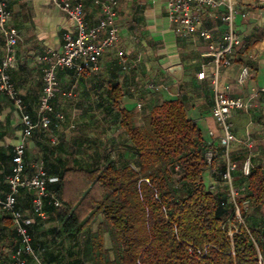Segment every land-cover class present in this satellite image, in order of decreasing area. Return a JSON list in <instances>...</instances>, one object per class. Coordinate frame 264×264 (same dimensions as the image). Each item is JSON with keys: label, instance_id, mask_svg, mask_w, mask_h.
<instances>
[{"label": "crops", "instance_id": "0c3cea01", "mask_svg": "<svg viewBox=\"0 0 264 264\" xmlns=\"http://www.w3.org/2000/svg\"><path fill=\"white\" fill-rule=\"evenodd\" d=\"M7 1L12 12L10 24L19 34L15 62L9 69L10 79L22 98L25 110L34 122H39L42 65L37 57L45 49L59 51L63 34L72 31V23L49 0ZM70 1L82 3L87 26L97 23L100 13L92 1ZM166 1L118 0L117 48L103 54L96 70L89 69L83 74L74 69L57 70L58 86L52 103L55 110L63 114V120H54V125L48 129L38 125L32 131L24 153L29 174H33L41 164L51 171L48 175L50 181H55L52 171L62 167L85 168L88 164L95 166L105 161H113L117 165L132 160L130 142L120 125L119 111L135 112L137 123H140L141 117L160 101L181 100L186 115L199 126L206 141H209V131H213L216 137L219 135L211 115L215 61L209 44L219 47L226 27L221 21L225 8L200 10L201 21L196 32L184 36L177 31L178 23L169 16ZM236 4L240 11L247 13L245 19L234 18V27L242 43L233 54L232 64L219 68L220 83L229 97L243 100L254 97L251 98V107L237 110L232 115L236 141L231 144V157L240 163L244 155L240 141L249 138L253 143L251 157L264 168V65H261L259 56L264 34L254 39L250 31L262 20L264 0H236ZM205 30L211 34L209 40L202 37ZM118 50H123L132 62L126 70L117 61ZM3 54V37L0 35V63ZM241 65L250 68V76L243 85L236 82ZM20 136L18 112L12 102L0 93L1 197L5 194L11 156ZM212 147L217 153L213 168L222 169L224 164L216 138ZM203 178L207 185L219 186L211 168L204 172ZM236 178L237 173L234 175ZM18 202V210L29 220L27 226L32 228L35 225L33 235L41 255L45 253L50 257L72 249L73 243L67 237L58 238L51 232V228L57 226L55 218L48 219L47 213L45 218L35 216L31 203L25 201L22 193L18 194ZM11 248L6 246L3 252L9 256ZM80 257L84 264H90L89 254ZM26 260L28 264H35L29 257ZM1 264L13 263L7 259Z\"/></svg>", "mask_w": 264, "mask_h": 264}, {"label": "trees", "instance_id": "16d2710c", "mask_svg": "<svg viewBox=\"0 0 264 264\" xmlns=\"http://www.w3.org/2000/svg\"><path fill=\"white\" fill-rule=\"evenodd\" d=\"M119 112L133 159L52 171L56 178L47 182L43 210L57 222L54 236L73 244L65 254L40 253L42 260L84 264V236L90 264H264V168L251 157L247 177L236 172L235 180L233 174L239 219L220 178L224 166L213 173L219 186L204 181L209 145L181 100L157 102L140 123L135 112ZM19 193L32 207L34 192L20 189L16 209ZM51 196L58 207L48 203ZM1 217L0 258L11 260L3 249L16 248L17 236L10 215ZM34 228L27 226L39 251Z\"/></svg>", "mask_w": 264, "mask_h": 264}, {"label": "built area", "instance_id": "2783aa9c", "mask_svg": "<svg viewBox=\"0 0 264 264\" xmlns=\"http://www.w3.org/2000/svg\"><path fill=\"white\" fill-rule=\"evenodd\" d=\"M50 3L62 11L72 23V31L63 34L62 45L59 51L45 49L37 60L42 65V90L38 104L40 113L39 122H34L28 112L22 98L15 89L9 75V69L15 62V47L19 34L16 28L11 26L12 12L7 0H0V35L3 37L4 54L0 63V93L5 95L13 104L19 115L21 136L19 143L14 147L11 158L10 172L6 176L7 192L0 196V214H9L15 234L17 246L10 253L13 264H27L26 257L32 259L35 264H48L41 258L40 252L32 244V236L27 229L29 220L16 209V195L20 189L34 192L32 199V211L35 216L45 218L43 210L44 198L50 196L47 191V182L51 179L47 176L43 166L39 164L33 174L26 171L24 162L25 145L32 131L40 125L48 129L54 125V120H63V114L56 111L52 100L55 97L58 81L56 72L60 69H74L83 74L86 70H96L103 54L117 48L119 41V27L117 23L118 0H90L99 9L100 17L97 23L87 26L84 18V7L80 2L70 0H49ZM224 7L225 13L221 21L226 25L220 37V44L215 48L209 44V49L214 53L215 72L211 81L213 92V105L211 115L216 122L219 135L216 137L213 131L208 132L209 149L205 152V161L212 173L217 174L213 168L216 151L212 147L214 139L220 148V157L224 164V170L220 173L221 181L227 186L229 199L234 203L236 215L240 219L239 210L235 203L238 190L234 186L233 174L239 172L242 177H247L251 168L252 140L246 138L241 142L244 155L240 163L231 157V144L236 141L232 128V115L237 110L251 107L253 101L241 98L229 97L225 94L220 83L219 68L232 64L233 54L241 45V38L234 27V18H247V13L237 8L236 0H167L166 9L169 16L178 23L177 31L184 36H191L196 32L201 21L200 10ZM205 40L211 38L209 31L202 32ZM117 61L123 70L128 69L132 62L123 50L117 51ZM250 76V68L241 65L236 82L243 85ZM140 105L138 104V108ZM212 189L213 186H210ZM49 203L59 206L57 199L50 197ZM1 241V239H0ZM198 252V251H197ZM189 253H194L189 249ZM199 254V252H198ZM2 260L0 258V264Z\"/></svg>", "mask_w": 264, "mask_h": 264}, {"label": "rangeland", "instance_id": "374dc122", "mask_svg": "<svg viewBox=\"0 0 264 264\" xmlns=\"http://www.w3.org/2000/svg\"><path fill=\"white\" fill-rule=\"evenodd\" d=\"M257 23V22H256ZM259 25L257 27H252V29L250 30L252 32V36L254 37V39L259 35V34H264V14H262V20L258 22ZM259 56H260V61H261V65H264L262 63H264V42H261V46L259 47ZM249 213L254 215V216H257L258 215V211L257 209H254V208H249L248 209ZM95 227V226H94ZM80 247L82 249V252L81 254L85 255L86 254L88 255V252H87V248L85 246V241H84V236H80ZM108 245V244H106ZM78 249H79V246H78ZM76 249V251L78 250Z\"/></svg>", "mask_w": 264, "mask_h": 264}]
</instances>
